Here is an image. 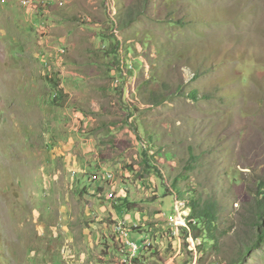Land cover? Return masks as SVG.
I'll list each match as a JSON object with an SVG mask.
<instances>
[{
	"label": "rangeland",
	"instance_id": "1",
	"mask_svg": "<svg viewBox=\"0 0 264 264\" xmlns=\"http://www.w3.org/2000/svg\"><path fill=\"white\" fill-rule=\"evenodd\" d=\"M35 4L38 13L0 0V264H102L97 246L66 244L47 228L63 224L75 192L66 143L77 129L101 134L108 155L124 158L150 228L143 264H220L234 255V234L248 229L244 207L264 178V0H62L46 11ZM128 7L139 13L123 25ZM115 36L126 64L137 46L147 52L135 73L123 69L125 78L106 45ZM116 77L125 79L120 87ZM59 83L71 91L53 99ZM137 102L129 114L125 103ZM144 149L160 174L145 169ZM190 149L196 158L186 171ZM175 179L185 211L194 192L222 208L219 230L232 228L215 250L171 231L173 216L157 210L165 195L181 202ZM244 264H264V246Z\"/></svg>",
	"mask_w": 264,
	"mask_h": 264
},
{
	"label": "crops",
	"instance_id": "2",
	"mask_svg": "<svg viewBox=\"0 0 264 264\" xmlns=\"http://www.w3.org/2000/svg\"><path fill=\"white\" fill-rule=\"evenodd\" d=\"M52 2L56 3L55 1L48 3L52 4ZM32 21L35 22L36 18ZM34 25L37 26L36 23ZM69 85L73 86L72 83H69ZM67 87H65V91L70 92L71 90H68ZM74 131L70 133L69 140L66 143V165L71 171L75 170L77 172L74 178H71L75 182L71 186L75 192L72 194L69 203H67V208H64L65 217L61 219L63 224H50L47 228L53 234H61L66 244L97 246L96 251L102 253V255H99V258L103 261L102 264H113L111 261L122 264L123 256L119 252L113 233L114 224L118 220L125 221L127 227H130V237L138 243H142L146 237L145 231L150 230L148 224H141L142 220L147 218V215H142L138 211L137 192L134 193L130 189L131 185L128 183L129 173L121 169L124 158L121 155L115 158L111 156L112 154L108 155V149L104 150L98 144L97 137H100L101 134L96 136L91 133H79L78 129ZM105 138L108 141L109 137L107 135ZM160 149L163 151L162 146H160ZM125 161L130 162V160ZM113 167L115 168L113 169ZM103 169L113 171L116 174L111 182L98 183L90 181V172ZM79 174H83V177L79 178L77 176ZM56 176L64 179L62 173ZM85 177L86 179H84ZM76 186L77 188H74ZM160 199L163 202L157 206L159 213L164 218L166 217L165 219L174 216L173 196L169 194ZM143 203L146 204L145 201L141 204L143 205ZM168 212H173V215L166 216ZM133 224H138L139 227L133 229ZM170 226L171 231L175 230L171 224ZM147 249H141L139 256L147 252ZM85 253H87V249H85Z\"/></svg>",
	"mask_w": 264,
	"mask_h": 264
},
{
	"label": "trees",
	"instance_id": "3",
	"mask_svg": "<svg viewBox=\"0 0 264 264\" xmlns=\"http://www.w3.org/2000/svg\"><path fill=\"white\" fill-rule=\"evenodd\" d=\"M151 1H148L145 3L150 7ZM125 15L123 18V25H128L130 21L134 18V15L139 13L138 9H135L134 7H128L126 8ZM116 22V21H115ZM116 35V34H115ZM108 38V36H106ZM121 41L118 39L117 36H115L111 41L107 40V46L109 49V52L114 53L116 63H121V67L119 66V72L120 76L122 78H125V75L122 74L124 67H128L125 60H121L118 55V49L120 47ZM127 49V52L129 54V49ZM137 54L134 57H137L135 61L132 62L134 68H129L128 71L131 73H135V69H137V66L141 64L140 60V53H144L147 55V52L145 49H141L138 46L136 47ZM118 55V56H117ZM118 57V61H117ZM127 59H130L129 57ZM125 81V79L123 80ZM138 94V90H137ZM196 95L193 93L191 97ZM126 109L129 111V114H132L133 111H137L139 108L138 105L135 104V106H130V104H126ZM128 105V106H127ZM151 137V136H150ZM146 149V147H145ZM143 150V164L145 166V169L147 168L148 171H155V173L160 174L161 167L158 163L154 164L155 158L151 155V152L149 150ZM190 162L187 163L185 170L189 171L192 167L193 160L196 158L192 153L190 149ZM150 161V162H149ZM178 180H174L175 190L178 192L177 198L182 199L183 195L179 194V186H178ZM191 199L187 202V208L189 209L188 214L185 217L186 224L183 226H180V234L184 236L185 239L188 237L194 238L198 243V248L202 250L204 253L208 252V249L206 246L203 245L204 240H208L211 242L212 249L215 250V247H217L219 240L223 235L228 233L229 229L232 227L228 225L227 228L219 230V223L223 219L221 216L222 208H219V205L215 199V197L207 196L202 197L196 195V192H194ZM182 197V198H180ZM249 203L245 205V216H244V222L247 226V230L239 234L237 231L234 235L238 236L237 238V244L235 246L234 255H231L230 257L226 259H222L220 264H244L247 262L249 256L251 253L262 246H264V178L259 180L256 189L252 192V199L248 201ZM230 226V227H229ZM143 243V242H142ZM141 243V244H142ZM151 247V245L145 246L142 249H146ZM140 253V252H139ZM200 260H203V256L200 258ZM133 263L135 264H143L141 259L139 258V255L135 257L133 260Z\"/></svg>",
	"mask_w": 264,
	"mask_h": 264
},
{
	"label": "built area",
	"instance_id": "4",
	"mask_svg": "<svg viewBox=\"0 0 264 264\" xmlns=\"http://www.w3.org/2000/svg\"><path fill=\"white\" fill-rule=\"evenodd\" d=\"M52 0H19L20 5L27 11V12H39V6L35 4V2H38L39 5L43 6V8L46 11V4ZM58 1V4H62V0H56L55 2ZM43 56H41L42 58ZM142 61V60H141ZM49 62L51 63V60H46L44 61V65L49 67ZM127 62V61H126ZM127 65L128 67H132L133 64L131 61L128 59ZM143 62V61H142ZM128 67H124L125 70L128 71ZM61 68V72H62ZM123 75H126L125 72H123ZM123 82L120 80L119 77H116L113 80V85L119 87L122 85ZM121 83V84H120ZM64 86H62L61 83H59L56 87L52 89V98L55 99L57 96H59L60 92H63ZM66 92V91H65ZM69 95H73V93H69ZM137 95V92H136ZM134 101V100H130ZM136 105L139 106V102L136 103ZM137 115V114H134ZM134 117V116H132ZM163 147V146H162ZM164 148V147H163ZM115 177V173L113 171L103 169L101 171H96V172H90L89 179L92 182H106L109 181L111 182ZM181 202H175V210L176 213L175 215L171 218V225L173 228L178 231L180 226L185 225V217L187 215L188 211H185V203L184 200L179 199ZM178 205H181L182 208H177ZM186 212V213H183ZM133 229H137L139 227L138 224H133L132 225ZM113 233L115 234V238L118 244L119 252L123 256L122 259V264H132V260L139 255V252L141 249L145 246L151 245V240L150 238L146 235L145 240L143 243H138L136 240L130 237V227H127L125 221L123 220H118L114 226H113ZM191 239V238H189Z\"/></svg>",
	"mask_w": 264,
	"mask_h": 264
},
{
	"label": "bare ground",
	"instance_id": "5",
	"mask_svg": "<svg viewBox=\"0 0 264 264\" xmlns=\"http://www.w3.org/2000/svg\"><path fill=\"white\" fill-rule=\"evenodd\" d=\"M185 224H186V223H185ZM179 230H180V229H178V232H179ZM189 238H191V237H189ZM189 238H188V239H189Z\"/></svg>",
	"mask_w": 264,
	"mask_h": 264
}]
</instances>
